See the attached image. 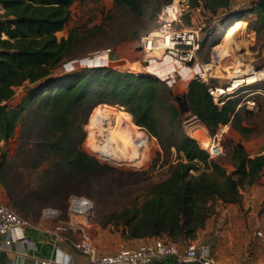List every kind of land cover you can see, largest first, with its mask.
<instances>
[{
    "label": "trees",
    "instance_id": "obj_1",
    "mask_svg": "<svg viewBox=\"0 0 264 264\" xmlns=\"http://www.w3.org/2000/svg\"><path fill=\"white\" fill-rule=\"evenodd\" d=\"M75 1L0 0L3 8L0 17V141L10 137L25 103L33 101L37 103L36 111L43 110L45 126L52 137L46 145L63 159L62 170L68 168L91 173L107 166L79 147L77 143L84 137L81 122L85 118L78 123V135H74L72 118L82 106L87 112L97 104L124 107L138 127L158 138L165 151L175 147L180 159L173 165L169 176L154 184L150 194L139 204L134 202L121 211L111 212L107 221L114 219L117 226L122 225L121 234L126 239L167 237L172 242L191 241L214 212L216 200L238 203L242 197V186L251 185L259 178L264 181V147L260 153L250 155L240 141L235 142L230 157L233 169L228 170L216 158L210 157L196 138L181 130L175 135V124L180 125L182 115L187 113L195 115L211 134L222 124L246 130L241 122L239 98L223 95L216 102L208 90V83L197 77L191 78L187 88L181 92H174L165 80L156 75L107 65H86L64 70L54 79H45L64 61L78 58V47L89 37L92 39L105 32L104 21H101L91 26L75 24L67 29L65 35H57L68 23L70 6ZM169 1L113 0L114 14L108 17L127 19L131 27V21H141L147 14L154 16L161 4ZM229 2L187 0L189 9L199 8L204 15L217 14ZM248 9L255 14L252 28L259 39H263L260 52L264 57V0L252 1ZM186 17L188 21V15ZM241 17L235 13L233 18H239V21L234 22L246 30ZM140 33L136 29L131 34L119 36L114 43L139 38ZM98 49L99 46L93 48ZM262 67L264 64H259L257 69ZM25 81L38 84L29 88L23 99L11 107L8 101L14 96L15 88ZM163 107L171 124L168 141L161 135L158 109ZM140 143L135 158L139 154ZM2 163L0 182L9 200L20 206L1 170Z\"/></svg>",
    "mask_w": 264,
    "mask_h": 264
},
{
    "label": "rangeland",
    "instance_id": "obj_2",
    "mask_svg": "<svg viewBox=\"0 0 264 264\" xmlns=\"http://www.w3.org/2000/svg\"><path fill=\"white\" fill-rule=\"evenodd\" d=\"M252 1L254 0H230L228 6L220 9L215 15L209 13L204 15L199 8L188 9L186 5L183 6L184 9L180 18L181 23L200 28V48L197 52L198 62H215L220 65L217 68L212 67V75H209L207 80L209 83H214L220 87L230 83V78L223 77L227 73L229 75L232 72L237 74L241 71L249 73L251 71H264V67L260 68L261 70L257 69L259 64H264V57L260 52L263 39H259V35L252 28L255 25V14L248 9ZM175 2H178V0H175ZM149 7H152V4ZM160 8L154 16L147 14L141 21H131L130 27L127 19L123 20L117 17L110 19L108 17L114 14L113 0H76L70 6L68 23L64 29L57 32V35L66 34L67 29L75 24L91 26L101 21H104L105 32L98 33L92 39L89 37V40L78 47L77 55L79 57L76 58V61H64L58 67H55L45 79H54L63 74L64 70L82 67L81 60L87 56L93 58L95 51L93 48L99 46L100 50L106 47H110L111 50H118L123 58L121 62H127L124 66L120 65V62L110 61L108 64L103 65L131 71L129 70L130 65L137 64L138 69L135 73L147 72L156 75L165 80L174 92L183 91L185 79L190 74L186 78L179 79L177 83L173 80L170 73L165 75L161 73L162 77H160L155 71H149L145 67L147 65L145 60L150 59V56L148 53L143 52L141 47H138L141 45V37L158 24ZM235 13L241 14V19H243L247 27L246 30H243V27L238 24L242 28V32L238 35L240 39L229 47L226 46L224 48L225 57L220 59L218 58L220 45L222 44V47L225 46V43L220 41V36H222L225 26H230L233 23L237 24L234 21L232 22ZM186 15L189 17L188 21L186 20ZM235 21H239V19ZM136 29L141 31L139 38L123 39L114 43L119 36L131 34ZM87 51L89 52L86 53ZM155 56V59L161 62L157 65L159 69L167 66V70H174L173 60L170 57L161 53ZM93 65L100 64L94 61ZM216 71H221L219 74H223V76H214ZM263 81L264 78L256 79L253 82L240 85L233 93L225 94L239 98V102H241V122L246 126V130L236 129L230 124H222L214 134H211L198 118L195 119L191 113H187L182 115L180 125L175 124V135L181 130L196 138L206 150L212 146L213 142L218 141L222 152L212 157L220 161L228 170H232L233 166L230 163V157L232 145L235 142L240 141L248 153L260 151L264 147ZM237 82L236 79L233 80V83ZM35 84H38V82L30 83L25 81L22 85L17 86L14 96L8 101L10 106L12 107L19 103L27 94L28 89ZM253 98L255 104L252 106L253 109H250L247 106L250 103H246V100ZM36 104L33 101L25 103L13 133L7 140L0 141V162L3 161L1 170L12 187L17 203L20 204V206H17L6 196L11 206L27 220L41 221L42 219V221L52 226L65 227L62 230H66L69 236L74 238V240H78L81 228L79 226H76V229L67 227V206L70 196H84L91 200L92 209L90 214L87 215V219L81 216L78 219L85 223L87 222L84 228L93 238L95 244H102L107 248L133 247L129 239L122 236V225L118 224L117 226L114 223V219L108 222L107 216L111 212L121 211L122 208L134 202L139 204L150 194L154 184L169 176L173 165L180 159L175 147L171 146L169 150L165 151L156 136L135 124L137 127H129V133L136 138V148L140 143L139 136L141 137L138 156L135 158V148L130 156L119 164L103 161L91 131L92 115L98 104L93 109L91 108L92 110L90 109L89 112H87L86 107L82 106L74 114L72 118L73 124L71 125L74 135H78V132H76L78 123L85 118V121L81 122L84 137L77 144L93 155L99 163L107 167L98 168L91 173L75 172L68 168L64 171L61 167L63 159L56 151L46 145V141H49L52 137L47 132L43 110L36 111ZM103 105L108 108L125 111L124 107L118 104H114L115 106ZM248 109L251 112H248ZM158 110L162 127L161 135L165 141H168L171 124L166 119L164 107ZM193 122L195 125L198 123V128L196 127V129H201L203 126L204 135L211 142L210 145L203 146L201 138L197 134L192 133ZM0 185L4 189L5 194H7L1 182ZM240 191L242 197L238 203L215 201V210L206 220V222L213 220L214 228L212 230L213 236L209 241L210 247L215 258L221 263L235 259L241 260L244 264H256L255 260L262 258L263 256L260 254H264V246L259 248V244L264 245V243L254 235V230L258 226L264 227L263 178H259L251 185L242 186ZM52 210L55 213H52ZM162 239L170 241L167 237ZM189 241L187 239L177 240L174 243L184 246ZM198 241L203 243L200 242L203 241L201 239ZM260 249H263V251L258 252Z\"/></svg>",
    "mask_w": 264,
    "mask_h": 264
},
{
    "label": "built area",
    "instance_id": "obj_3",
    "mask_svg": "<svg viewBox=\"0 0 264 264\" xmlns=\"http://www.w3.org/2000/svg\"><path fill=\"white\" fill-rule=\"evenodd\" d=\"M178 5L174 4V0L164 3L158 13V24L150 29L141 37L142 51L153 52L159 51L162 55H167L173 61L179 62L187 66L197 67L195 77L208 83V90L217 102L223 95L233 93L242 83L232 88L231 90H225L229 85H233V80L230 79V83L220 86L222 90H217V85L209 83L208 76L212 75V68H204L202 63L197 60V52L200 48L199 27L193 25H183L181 23V13L184 9L183 6L187 4V0H178ZM189 9V8H188ZM110 47L104 49L95 50L93 58L90 56L84 57L81 60L82 66L93 65L94 61L100 65L108 64ZM152 54L149 58H155ZM77 59H71L68 61H76ZM214 63V67L216 63ZM246 103H250L247 106L253 108L255 104L253 99L246 100ZM250 105V106H249ZM194 118H197L193 115ZM209 156H215L222 152L221 146L218 141L213 142L212 146L207 150ZM92 209V202L90 199L72 195L68 200L67 214L68 220L66 221L67 227L70 229H76V226L81 228L80 237L73 242L74 247L82 252L86 257V264H149L155 257H161L167 254H171L175 257L177 262H197L198 264H244L241 260L231 259L227 262H219L211 247L206 244L196 243L189 241L186 245H178L174 242L165 241L162 238L156 237L152 243L141 244L136 247H124L115 252H101L98 246L93 241V238L89 235L84 226L87 222L80 221L78 218L84 216L88 218ZM55 213L54 210L51 211ZM28 223L27 219L22 217L9 203L4 189L0 185V234L5 235L4 244L9 245L12 237L10 232L14 229H22ZM57 228L64 229L63 226H56ZM254 235L261 242L264 243V227L258 226L254 230ZM25 240H29L25 238ZM2 264V263H0ZM39 264H57L54 260L49 258L41 259ZM65 264H71L69 258Z\"/></svg>",
    "mask_w": 264,
    "mask_h": 264
},
{
    "label": "crops",
    "instance_id": "obj_4",
    "mask_svg": "<svg viewBox=\"0 0 264 264\" xmlns=\"http://www.w3.org/2000/svg\"><path fill=\"white\" fill-rule=\"evenodd\" d=\"M3 12V8L0 4V17ZM234 24V23H233ZM230 27V26H228ZM227 27V28H228ZM240 27V26H239ZM227 28H223L227 29ZM241 28V27H240ZM242 32V28H241ZM65 35V34H62ZM110 62H120V65L124 66L127 62H121L123 60L121 53L118 50H111L108 54ZM147 65L145 66L149 71H155L157 75L162 77L161 73L171 74L173 80L177 83L179 79H185L184 90L187 88V84L192 77H195L197 67L187 66L179 62L173 61L174 70H167L166 66L163 69H159L157 65L161 62L157 61L155 58L146 59ZM112 67V66H111ZM176 68V70H175ZM118 69V68H117ZM260 151L249 153L254 155L260 153ZM212 220V219H211ZM22 229H14L10 232L12 240L9 245L4 244L5 235L0 234V263L2 264H39L41 259L49 258L54 260L57 264H65L66 260L69 258L71 264H86L85 255L77 250L73 242L74 238L68 235L66 230L47 224L44 221H30ZM213 221V220H212ZM212 221H207L206 224L198 230L197 236L193 239V242L199 243L198 240H203L202 244L210 246V238L213 236V224ZM61 229V230H60ZM28 238L29 240H25ZM155 237L146 238H133L129 239L131 246L136 247L141 244H150L153 242ZM121 245V243H120ZM119 245V246H120ZM98 249L101 252H115L121 248H107L102 244H98ZM264 245L259 244V248ZM263 251V249L258 250V252ZM264 258V254H260ZM261 258V257H260ZM255 260L256 264H264V259ZM261 260V262H260ZM149 264H198L197 262H177L175 257L171 254H167L161 257L153 258Z\"/></svg>",
    "mask_w": 264,
    "mask_h": 264
},
{
    "label": "bare ground",
    "instance_id": "obj_5",
    "mask_svg": "<svg viewBox=\"0 0 264 264\" xmlns=\"http://www.w3.org/2000/svg\"><path fill=\"white\" fill-rule=\"evenodd\" d=\"M177 3L178 2H175L174 0V4L178 5ZM228 26H225V28H227ZM240 32H241V28L239 27L238 24H231L230 27L222 31V36H220L221 37L220 41L224 42L225 46L222 47V44L220 45L218 58L224 59L225 57L224 48L226 46L229 47L233 43H236L238 39H240L238 38ZM147 53L149 54V56H151L152 54L154 55L160 54V52L157 50L153 51L152 53L151 52L150 53L147 52ZM202 65L204 68H212L214 66L213 62L212 63L203 62ZM219 66L220 65L216 63L215 67L217 68ZM137 69H138L137 64L130 65L129 70L136 72ZM222 70L225 71L224 69ZM219 72L216 71V73H214V76L222 77L223 74L220 75ZM223 77H228L230 79L235 78L236 81H238L237 83H233V85H229V87L225 89V90H231L232 88L239 86L241 82L250 83L255 81L256 79L264 78V71L263 72L251 71L250 73L246 71L245 72L241 71L237 74H234V72H232L231 74L229 73V75L227 73ZM217 90L221 91L222 87L217 86ZM192 124H193L192 133L197 134L199 138H201L202 145L205 147L210 145L211 142L204 135L203 126L201 127V129H196L198 123L197 125H195L194 122ZM133 126L137 127L135 126V123L132 121L131 115L128 112L114 108H108L103 104L97 105L92 115L91 131L93 133L94 142L100 151L103 161L105 160L111 163L119 164L121 161L125 160L130 156L131 152L135 150L137 144L136 138L131 136L129 133L130 131L129 127L132 128Z\"/></svg>",
    "mask_w": 264,
    "mask_h": 264
},
{
    "label": "water",
    "instance_id": "obj_6",
    "mask_svg": "<svg viewBox=\"0 0 264 264\" xmlns=\"http://www.w3.org/2000/svg\"><path fill=\"white\" fill-rule=\"evenodd\" d=\"M236 19H239V18H235V19H233L232 21H234V20H236ZM138 47H140V46H138ZM113 68H115V67H113Z\"/></svg>",
    "mask_w": 264,
    "mask_h": 264
}]
</instances>
